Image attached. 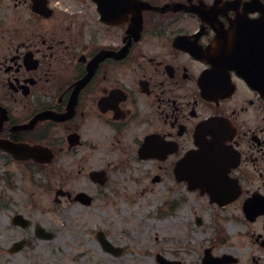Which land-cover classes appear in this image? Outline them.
Here are the masks:
<instances>
[{"label": "flooded vegetation", "instance_id": "1", "mask_svg": "<svg viewBox=\"0 0 264 264\" xmlns=\"http://www.w3.org/2000/svg\"><path fill=\"white\" fill-rule=\"evenodd\" d=\"M102 129L172 171L218 146L211 196L225 205L205 197L255 226L249 262L264 264V0H0L2 160L30 172L7 148L39 146L46 174Z\"/></svg>", "mask_w": 264, "mask_h": 264}, {"label": "rangeland", "instance_id": "2", "mask_svg": "<svg viewBox=\"0 0 264 264\" xmlns=\"http://www.w3.org/2000/svg\"><path fill=\"white\" fill-rule=\"evenodd\" d=\"M84 135L86 142L71 151L64 147L46 174L0 156V264H158L157 256L202 264L209 249L236 257L232 264H255L249 262L259 249L255 226L244 227L238 210L214 208L177 182L168 165L133 159L128 136L103 129ZM100 172L102 185L89 178ZM78 193L91 204L75 202ZM15 216L27 225H14ZM37 227L52 238L38 239ZM98 232L121 251L118 256L102 249ZM18 242L25 244L11 252Z\"/></svg>", "mask_w": 264, "mask_h": 264}, {"label": "water", "instance_id": "3", "mask_svg": "<svg viewBox=\"0 0 264 264\" xmlns=\"http://www.w3.org/2000/svg\"><path fill=\"white\" fill-rule=\"evenodd\" d=\"M0 148L1 145H0ZM7 150L14 155H20L22 153H27L32 159L38 163H48L51 160V155L45 149L36 146L34 148L27 147H9ZM139 155L141 158H155L154 150L149 149L147 146H144L140 151ZM217 156H220V151L209 144L200 145V149L197 152L188 153L185 157L179 161L174 168V174L178 182L186 181L188 185L189 191H194L196 189L200 190L201 194L207 193L210 198H214L216 202L219 203L220 206H223L225 203L222 201V198L212 197L211 191L213 186L217 184L216 179H210V176L213 174L214 178L219 176V170L223 171L225 169L224 165L218 163ZM223 174V173H222ZM224 175V174H223ZM91 179L95 182L103 184L105 181L104 173H92L90 175ZM75 201H79L84 205H89L91 199L85 194H78ZM213 202V199H211ZM14 224H18L20 226H25L26 222L21 219L20 216H16L13 219ZM37 236L42 239H51V235H44L41 230H38ZM98 241L101 243L103 249L107 252L118 256L121 251L113 249L110 244L104 239L103 234L101 232L96 235ZM23 243H18L13 246L12 252H16L20 250ZM158 264H174L168 262L161 258L157 257ZM231 261H226L224 258L214 259L209 255L208 251L204 253L203 264H229Z\"/></svg>", "mask_w": 264, "mask_h": 264}]
</instances>
